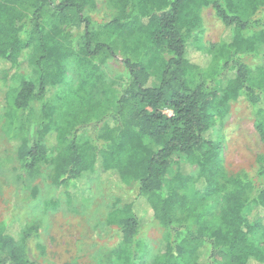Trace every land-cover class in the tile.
<instances>
[{"label":"trees","instance_id":"trees-1","mask_svg":"<svg viewBox=\"0 0 264 264\" xmlns=\"http://www.w3.org/2000/svg\"><path fill=\"white\" fill-rule=\"evenodd\" d=\"M94 1L0 0V67L13 72L9 140L20 169L46 167L58 188L97 177L134 189L135 202L108 223L126 244L143 215L154 217L166 235L152 264H264V0H107L106 23L85 16ZM208 8L224 27L213 70L201 46ZM113 45L127 77L110 93L103 67ZM239 100L261 145L253 177L229 174L220 156L222 118ZM214 197L219 211L208 218ZM26 232L0 233V264H38ZM119 253L131 264L129 249Z\"/></svg>","mask_w":264,"mask_h":264},{"label":"rangeland","instance_id":"rangeland-1","mask_svg":"<svg viewBox=\"0 0 264 264\" xmlns=\"http://www.w3.org/2000/svg\"><path fill=\"white\" fill-rule=\"evenodd\" d=\"M84 14L106 23L113 18L114 10L107 0H95L94 6L85 9ZM202 19L201 46L209 49L215 59L213 70L220 67L217 61L224 27L213 16L211 8L203 11ZM119 47L113 45L115 57L103 67L105 89L110 93L127 77ZM72 66L66 76L68 83L75 77ZM12 75V71L6 74L0 67V233L22 239L29 231L30 254L38 264H123L117 257L121 246L131 252V264H152L166 235L154 217L143 215L140 233L126 244L116 226L108 223L114 209L135 202L134 189H120L97 177L81 186L85 189L77 184L58 188L48 180L50 169L42 167L32 175L20 169L15 144L9 140L15 121L9 111ZM217 139L226 171L229 174L245 172L253 177L261 145L248 102L239 100L228 104ZM195 174L191 167V175ZM219 207L220 198L207 200L208 218L216 216ZM138 212L141 214L140 209Z\"/></svg>","mask_w":264,"mask_h":264}]
</instances>
